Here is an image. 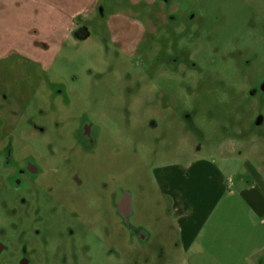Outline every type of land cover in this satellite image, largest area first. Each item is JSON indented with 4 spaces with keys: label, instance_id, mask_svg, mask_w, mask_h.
<instances>
[{
    "label": "rangeland",
    "instance_id": "1",
    "mask_svg": "<svg viewBox=\"0 0 264 264\" xmlns=\"http://www.w3.org/2000/svg\"><path fill=\"white\" fill-rule=\"evenodd\" d=\"M99 7L0 62V264H178L157 169L264 172V0Z\"/></svg>",
    "mask_w": 264,
    "mask_h": 264
},
{
    "label": "crops",
    "instance_id": "2",
    "mask_svg": "<svg viewBox=\"0 0 264 264\" xmlns=\"http://www.w3.org/2000/svg\"><path fill=\"white\" fill-rule=\"evenodd\" d=\"M101 1L0 0V62L15 52L18 34L26 45L33 15L40 26L54 19L44 32L35 27L46 37L43 46L52 45L65 24L97 13ZM244 165L240 172L196 157L157 169L177 219L184 254L178 264H264V172L249 161Z\"/></svg>",
    "mask_w": 264,
    "mask_h": 264
}]
</instances>
